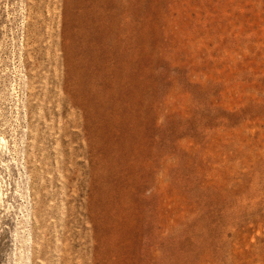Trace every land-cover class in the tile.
<instances>
[{
  "label": "rangeland",
  "instance_id": "obj_1",
  "mask_svg": "<svg viewBox=\"0 0 264 264\" xmlns=\"http://www.w3.org/2000/svg\"><path fill=\"white\" fill-rule=\"evenodd\" d=\"M0 264H264V0H0Z\"/></svg>",
  "mask_w": 264,
  "mask_h": 264
},
{
  "label": "bare ground",
  "instance_id": "obj_2",
  "mask_svg": "<svg viewBox=\"0 0 264 264\" xmlns=\"http://www.w3.org/2000/svg\"><path fill=\"white\" fill-rule=\"evenodd\" d=\"M0 196H1V194H0ZM2 199V198H1ZM1 199H0V201H1ZM1 203V202H0Z\"/></svg>",
  "mask_w": 264,
  "mask_h": 264
}]
</instances>
